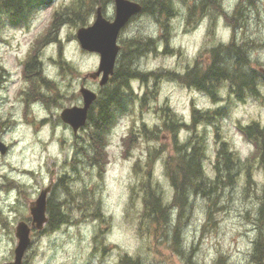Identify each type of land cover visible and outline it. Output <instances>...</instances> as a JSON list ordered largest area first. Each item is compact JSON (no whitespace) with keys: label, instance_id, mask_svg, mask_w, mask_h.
Returning a JSON list of instances; mask_svg holds the SVG:
<instances>
[{"label":"rangeland","instance_id":"rangeland-1","mask_svg":"<svg viewBox=\"0 0 264 264\" xmlns=\"http://www.w3.org/2000/svg\"><path fill=\"white\" fill-rule=\"evenodd\" d=\"M135 1L144 5L150 0ZM159 1L166 4L167 13H141L119 35L121 49L126 41L152 40V51L135 59L128 49V56L137 70L153 76L131 81L132 101L105 139L102 168L98 155H93V163L88 158L92 154L88 130L74 136L59 118L63 108L80 104L82 77L98 66V55L83 52L76 41L79 26L68 21L81 13L84 26L93 22L95 11L88 14L86 8L90 0H53L42 10L29 12L19 26H10L0 17V68L7 71L10 80L7 90L0 91V139L10 148L6 156H0V181L16 187L9 198L0 200L3 208L7 206L5 213L12 210L9 222L5 223L4 217L0 225V262L12 259L14 225L29 218L30 203L52 177L48 200L62 204L69 224L34 236L25 253L26 264H125L126 259L138 264H189L188 256L192 264H253L251 252L258 232L264 174L258 158L253 157L252 144L238 127L264 124L262 85L258 86L259 95H245L242 101L223 86L216 91L214 101L169 73L183 76L196 64L205 67L211 51L228 44L232 37L238 44L242 38L252 43L251 65L258 73L264 71V0H214L216 9L210 3L196 9L195 0ZM66 8L72 17L65 15L55 21L53 14ZM103 10L107 18H113V0H106ZM47 27L53 41L40 52L42 70L36 74L40 81L35 77L32 82L33 105L27 115L21 113L20 96L16 95L21 86L20 62L31 42ZM86 85L98 89L92 80H86ZM193 111H219L222 115L218 122L199 121L195 127L194 135L204 138L205 174L215 177L213 167L222 143L237 158L231 181L220 189L215 204L211 198H189L190 205L178 220L176 246L171 231L178 209L171 208L165 229L162 225L154 232L156 227L142 214L141 185L146 181L157 184L164 202L170 203L173 192L164 160L175 153L174 144L181 146L192 135ZM8 114L15 121H5ZM168 116L191 126L177 129L175 143L164 128ZM247 158L250 160L245 162ZM83 197L89 200L86 209Z\"/></svg>","mask_w":264,"mask_h":264},{"label":"trees","instance_id":"trees-1","mask_svg":"<svg viewBox=\"0 0 264 264\" xmlns=\"http://www.w3.org/2000/svg\"><path fill=\"white\" fill-rule=\"evenodd\" d=\"M194 8L202 7L204 4L214 5V0L202 2V0H195ZM51 0H2L0 5V12L2 18L10 26H19L24 24L27 20V14L31 11L38 10L47 6ZM80 2V0H79ZM143 5L142 13L147 12L146 4ZM162 2V1H161ZM106 0H90L86 4L88 14L95 11V7L101 6L104 9ZM213 9H216L213 7ZM66 8L63 13L56 14L55 21L61 16H71L72 12ZM168 7H166V13ZM150 12H152L150 10ZM236 14V12H235ZM67 16V17H68ZM74 16V15H73ZM66 17V16H65ZM68 19V18H67ZM234 19V17H233ZM69 22L76 26H84V19L82 14H76L73 19H68ZM61 23V21H60ZM152 40L149 39V42ZM236 37L226 45H220L211 51V58L205 67L196 64L192 69L187 71L183 76L171 75L177 78L180 82L189 88H194L199 92L208 95L212 100H216V91L223 86H226L227 92L235 94L239 100H243L245 95H255L257 86H264V77L257 72L251 65L249 58V49L252 43H249L244 38L241 39V44H238ZM147 42V41H143ZM137 39L123 42L121 52L117 58L114 73L108 82V86L100 91L94 107L88 114L86 129L89 132L88 142L92 150V154L88 156L91 163H93V155H98V166L102 168L101 153L103 156L105 139L113 127L116 119L127 108L128 103L132 101V86L131 81L145 80L147 76H153L148 73H141L135 67L130 56H128L130 49L139 47L141 43ZM152 44V43H151ZM126 46V47H125ZM36 81L39 79L35 78ZM34 79V80H35ZM35 81V82H36ZM131 95V96H130ZM222 117L219 111L213 113H201L200 111H193L192 113V135L179 146L174 144L175 153L169 154L165 157L164 168L165 174L172 189V199L170 203H165L163 195L157 184H149L147 181L142 184V199L143 209L142 214L146 215L151 220L157 231L164 225V229L169 223L168 212L171 208L178 209L177 221L171 231L172 242L178 246V233L181 214L190 205L189 198L192 196H200L203 198H211V204H215L220 196V189L225 184H229L233 176V169L235 166L234 152L231 151L226 143H222L221 148L217 152L216 164L213 167L215 177L212 179L205 174L202 159L204 150V138L197 137L195 134V127L199 121L211 123L213 120L218 122ZM165 120L164 128L172 134L175 143V134L179 127L190 128L187 124L179 121V119L170 118ZM176 118V117H175ZM239 132L243 138L252 144L254 148L253 157L258 158V163L264 174V128L256 122L249 125L238 127ZM153 134V133H152ZM133 132H129V136ZM247 158L245 162L249 161ZM150 162V160H149ZM148 170L151 169L148 163H145ZM148 174V173H147ZM150 174V172H149ZM148 174V175H149ZM66 190V188H65ZM215 196V198H214ZM93 198V197H92ZM82 204L86 209V197ZM89 202V200H88ZM91 203V202H90ZM48 216H49V230H55L61 225L69 224L68 214L62 211V204L51 203L48 201ZM210 217V212L208 213ZM210 219V218H208ZM257 237L253 242L251 260L253 264H263L264 261V184L262 186V193L260 197V207L257 212ZM167 231V230H166ZM168 233V231H167ZM189 264H192L188 256ZM125 264H138L137 262L126 259Z\"/></svg>","mask_w":264,"mask_h":264},{"label":"water","instance_id":"water-1","mask_svg":"<svg viewBox=\"0 0 264 264\" xmlns=\"http://www.w3.org/2000/svg\"><path fill=\"white\" fill-rule=\"evenodd\" d=\"M113 3L114 18L112 21L107 20L102 14L101 7H98L92 25L81 27L76 32V39L80 48L99 55L97 70L88 76L91 79H96L100 76V86H104L113 75L116 58L120 50L117 44L120 31L133 16L141 12V6L137 2L113 0ZM80 95L83 101L82 107L67 108L60 114L61 120L70 125L74 132L85 125L88 109L96 99L95 93L84 87L80 89ZM5 149V145L0 142V152L4 153ZM50 187L51 184L42 189L30 207L32 224L37 229H41L47 221L45 216L46 197L50 191ZM15 236L17 238V245L14 249L13 261L3 264H22L24 253L30 243L29 228L25 223L20 222L17 224Z\"/></svg>","mask_w":264,"mask_h":264},{"label":"flooded vegetation","instance_id":"flooded-vegetation-1","mask_svg":"<svg viewBox=\"0 0 264 264\" xmlns=\"http://www.w3.org/2000/svg\"><path fill=\"white\" fill-rule=\"evenodd\" d=\"M1 1L2 0H0V5H1ZM141 6L143 7V5H141ZM54 15H55V13L53 14V17H54ZM0 17H2V12H0ZM53 17H52V19H53ZM49 34H50V32H49V29L47 27L46 29H44V31L42 33L39 34L38 37H36L31 42V48L28 50L27 55H26L24 61L22 63L20 62V67H21L20 70L21 71H20V78H19V82L18 83L21 86L19 87V90H17L16 95L20 96V100H19L20 105L19 106L21 107V109H20L21 113L27 112L28 113L27 115H29V110H31L32 105H33V97L32 96H34V95H33L32 82H33V80H34L35 77L37 78L40 75L41 70H42L41 69L42 68V62L40 60V57H41L40 56V52L42 51V49L44 50V48H45V46L47 44H49V41H50L49 40ZM0 70L2 71V72L0 71L1 72L0 73V91H6L7 90L6 85L10 82V80H9V77H8V73H6L7 71L5 69H3V68L2 69L0 68ZM36 74H38V76ZM261 74L264 77V71H261ZM86 80L87 79H85V80L82 81V83L79 85V88L82 87V85H84L85 87H87ZM37 81H40V80L37 79ZM92 81L93 82H96V80H92ZM257 88H258V86H257ZM99 89L100 88H98L97 90H92L91 89L92 91H94L97 94V97H99V95H100V90ZM262 89L264 90V86H260V90H262ZM259 91H257L254 96L259 95ZM79 98H80V104L71 105L69 107H72V106L81 107L82 104H81V97H80V95H79ZM93 107H94V105L90 108V110H92ZM12 120L15 121L14 118H13V116L11 114H8L6 116L5 121H11L12 122ZM25 121L26 122H32V119H30V118L27 119L26 118ZM43 121L44 120H42L40 122H43ZM259 124L262 126V128H264V124H261V123H259ZM83 129L84 128L79 129L78 131L80 132ZM78 131H76V132L72 131L73 135L74 136H77L78 135ZM0 142H3L6 145L5 152L4 153H1L0 152V156H6L10 148L1 139H0ZM5 177L9 178L8 176H5ZM3 179L5 180L4 177H3ZM50 179L51 180H50V182H49V184L47 186H49L51 184V187H50V191H51L52 186H53V178L51 177ZM15 190H16V187L11 182L5 184L3 181H0V200H1V198L3 196H4V198H9V195H11L12 193H14ZM40 191H39V193H40ZM50 191H49V193L47 194V197H46V211H45V216H46L47 221L41 227V229H37L36 226L32 224V218L30 216V207L32 206L33 202L30 203L29 208H28L29 218H27L25 220H20V221L17 220L16 223H15L16 226L14 225V227H15L14 228V236H15L16 227H17V224L18 223L23 222L29 228V242L30 243H29V246H28L27 250L30 248V246L32 244V239H33L34 236H41V235H45L46 233H49V227H48L49 226V216H48V201L49 200H48V195L50 194ZM6 207L7 206L5 205L4 208H6ZM2 208H3V206L0 204V225H1L2 221H3L2 218H4V217H5V223H8L9 222V220H10L9 214H11V212H12L11 209H8L7 210V213H5L4 212V208L3 209ZM15 238H16V236H15ZM16 245H17V238H16ZM16 245H15V247H16ZM25 253H24V256H23L22 264H26L25 263V260H24ZM13 258H14V249H13V257H12V259H9L7 261L4 260V262H0V264L12 262L13 261Z\"/></svg>","mask_w":264,"mask_h":264},{"label":"bare ground","instance_id":"bare-ground-1","mask_svg":"<svg viewBox=\"0 0 264 264\" xmlns=\"http://www.w3.org/2000/svg\"><path fill=\"white\" fill-rule=\"evenodd\" d=\"M166 7L167 6L164 2H161L159 0H150L146 4L147 12H145V13H147L151 16H153V15L156 16V13H163V12L165 13ZM150 10L152 12H150ZM140 46L141 47H139V50H137V48H133L131 51V55L134 56L133 58H135V59H138V57L143 56L147 52H150L154 49V46L149 42H143L140 44ZM133 67H134V65H133Z\"/></svg>","mask_w":264,"mask_h":264}]
</instances>
